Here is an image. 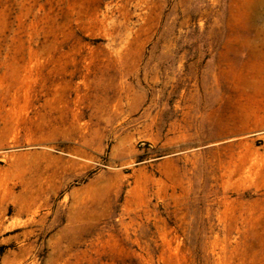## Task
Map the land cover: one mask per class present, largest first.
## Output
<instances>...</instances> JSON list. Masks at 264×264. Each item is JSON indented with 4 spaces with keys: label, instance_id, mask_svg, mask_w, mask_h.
Wrapping results in <instances>:
<instances>
[{
    "label": "rangeland",
    "instance_id": "374dc122",
    "mask_svg": "<svg viewBox=\"0 0 264 264\" xmlns=\"http://www.w3.org/2000/svg\"><path fill=\"white\" fill-rule=\"evenodd\" d=\"M0 264H264V0H0Z\"/></svg>",
    "mask_w": 264,
    "mask_h": 264
}]
</instances>
